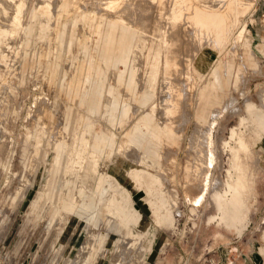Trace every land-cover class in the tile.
I'll return each instance as SVG.
<instances>
[{
    "label": "rangeland",
    "instance_id": "374dc122",
    "mask_svg": "<svg viewBox=\"0 0 264 264\" xmlns=\"http://www.w3.org/2000/svg\"><path fill=\"white\" fill-rule=\"evenodd\" d=\"M0 1L1 255L13 264H264V0L215 2L211 11L224 13L225 28L205 42L171 20L180 0H127L129 12H122L128 20L140 28L146 16L138 42L146 46L144 53L136 49L139 66L129 55L126 61L137 86L150 96L137 99L144 107L130 98L127 120L113 130L100 115L102 104L90 111L84 101L101 81L104 102L115 70L124 68L122 25L103 0H77L69 12L57 11L59 0ZM19 1L23 6L16 10ZM42 4L47 15L37 10ZM87 11H93L92 20ZM104 42L117 47L114 56L99 49ZM97 50L114 64L104 75L94 70ZM172 61L178 76L170 75V81L182 78L175 127L161 111L168 98L162 75L175 70ZM150 64L162 73L154 83L143 74ZM152 98L156 113L150 114ZM102 124L107 126L94 133ZM92 138L109 144L104 154ZM200 139L202 176L193 167L194 142ZM145 155L154 167L142 161ZM133 168L149 169L158 180L152 177L146 188L134 178V185L127 176ZM240 190H245L240 219L232 225L222 219L217 202L230 209Z\"/></svg>",
    "mask_w": 264,
    "mask_h": 264
},
{
    "label": "bare ground",
    "instance_id": "6f19581e",
    "mask_svg": "<svg viewBox=\"0 0 264 264\" xmlns=\"http://www.w3.org/2000/svg\"><path fill=\"white\" fill-rule=\"evenodd\" d=\"M5 1V0H4ZM46 1H49V0H46ZM80 1V0H79ZM127 0H103V1H101V5L105 8V10L106 11H108L109 13H110V15L113 17V21L114 22H117V23H119V25L121 24L122 25V29H123V33H122V44H121V47H122V52H121V59H120V61H121V64H123V66H124V68L122 69V73H124L125 72V67H126V63H127V61H126V59H127V57H128V55L131 57V64H133V66H137L138 65V63L136 62V60H137V58H138V54L140 53H138L137 51H136V49H139V51H141V52H143L144 53V48H145V43L143 44V46L142 45H139L138 44V42L140 41V37H139V35H140V29L143 27V25H144V19L146 18V14L144 15L145 16V18H143V19H141V20H143L142 21V23H143V25H142V23H141V25H142V27H140L139 28V26L138 25H140V24H137V23H135L134 21L135 20H133V21H130V20H128L126 17L129 15H126V13H125V11H128V8L129 7H127L126 8V5L128 6L129 4L126 2ZM157 1V0H156ZM161 1V0H160ZM163 1V0H162ZM161 1V2H162ZM165 1H167V0H165ZM187 0H180V4H179V2H176V4L175 5H173V7H172V9L174 8V10H173V12L171 13V20L172 21H181V22H183V26H181L180 24V26L182 27V29H181V31L183 30V28H184V30H186V31H188L186 28H190V33H188L187 32V36H190V37H192L193 39H203L204 40V42H205V40L207 41L208 40V37H210V35L213 33V32H215L216 30H218L219 28H221L222 30H223V28H225V22H224V19H225V16H224V13H222V14H219V13H217V12H212L211 11V5H213L214 4V6L216 5V3L217 2H219L220 1V3H223L224 4V2H226V1H228L227 3H228V5L229 4H231V3H233V2H235V1H237V0H210V1H207V0H190V2L192 1V3H190V4H188V2H186ZM239 1V0H238ZM237 1V2H238ZM250 1V4H252V1L253 0H249ZM1 2V1H0ZM9 2V1H8ZM16 2V1H15ZM45 2V1H44ZM95 2V1H94ZM130 2V1H129ZM140 2V1H139ZM138 2V3H139ZM142 2V1H141ZM206 2V3H205ZM216 2V3H215ZM236 2V3H237ZM38 3V2H37ZM92 3V2H91ZM127 3V4H126ZM136 3V2H135ZM134 3V4H135ZM164 3H166V2H164ZM246 3V2H245ZM10 4V3H9ZM13 4V3H12ZM76 4H79V3H77V0H71L70 2H69V0H59V5H60V7L58 8V12H60V11H65V12H69L70 10H72V7H74ZM126 4V5H125ZM160 4V3H159ZM244 4V3H243ZM35 5H37V4H35ZM94 5V4H93ZM95 5H96V2H95ZM140 5V4H139ZM146 5V4H145ZM149 5V4H148ZM164 5L165 4H163V8H165L166 9V7H164ZM241 5V4H240ZM7 6V8H9L8 7V5H6ZM22 6H23V3L21 2V1H19V2H17L16 3V5H15V9L16 10H19V9H21L22 8ZM28 6V5H27ZM135 6H136V4H135ZM166 6V5H165ZM218 6V5H217ZM216 6V7H217ZM37 7V6H36ZM83 7V6H82ZM131 7V6H130ZM140 7V6H139ZM145 7V6H144ZM162 7V6H161ZM218 7H220V6H218ZM28 8V7H27ZM86 8H88V7H86ZM126 8V10L124 11V12H122V10L123 9H125ZM146 8H148V7H146ZM150 8H152V7H150ZM163 8H161L162 10H163ZM13 9V8H12ZM133 9V8H132ZM142 9V8H141ZM144 9V8H143ZM149 9V8H148ZM30 10H31V8H30ZM29 10V11H30ZM39 12H41V13H43V14H48L49 13V11L46 9V7H45V5L44 4H42V6L40 7V8H38L37 9ZM87 10V9H86ZM93 10V9H92ZM138 10H140V8L138 9ZM146 10V9H145ZM150 10V9H149ZM158 10V9H157ZM32 11V10H31ZM94 11V10H93ZM93 11H87L88 13H87V15H88V17L92 20L93 19V17H92V12ZM137 11V10H136ZM148 11V10H147ZM151 11V10H150ZM155 11V10H154ZM168 11H170V10H168ZM129 12V11H128ZM127 12V13H128ZM152 12V11H151ZM162 12V11H161ZM163 12H165V11H163ZM220 12V11H219ZM122 13H124V15H126V16H124ZM147 13V12H146ZM158 13H160V12H158ZM166 13V12H165ZM11 14V13H10ZM29 14H30V12H29ZM34 14V13H33ZM136 14V13H135ZM149 14V13H148ZM147 14V15H148ZM161 14H163V13H161ZM167 14V13H166ZM107 15V14H106ZM134 15V14H133ZM168 15V14H167ZM232 15V14H231ZM29 16V15H28ZM136 16V15H135ZM31 17V16H30ZM129 17H130V15H129ZM128 17V18H129ZM148 17V16H147ZM161 18H162V15L160 16ZM10 18V17H9ZM135 18V17H134ZM138 18V17H137ZM141 18V17H140ZM139 18V19H140ZM164 18V17H163ZM130 19V18H129ZM147 19H149V18H147ZM168 19V18H167ZM11 21H12V24H14V25H17L18 24V21H19V16L18 15H16V16H14V17H12V19H11ZM153 21V20H152ZM167 21V20H166ZM168 21H170V17H169V19H168ZM176 21V22H177ZM141 22V21H140ZM165 22V21H164ZM149 23V22H148ZM169 23V22H168ZM171 23V22H170ZM175 23V22H174ZM3 24V23H2ZM7 24V23H6ZM46 24V23H45ZM177 24H178V22H177ZM151 25V24H150ZM158 25V24H157ZM168 25H172V24H168ZM174 25V24H173ZM173 25H172V27H173ZM176 25V24H175ZM147 25H145V27H146ZM180 26H179V28H177L178 26H174L173 27V29L174 28H177V29H180ZM120 27V26H119ZM149 28V27H148ZM160 28V27H159ZM169 28V27H168ZM169 29H172V28H169ZM172 29V32H174L175 33V31L177 30H173ZM141 31H142V29H141ZM144 31H147V29L146 30H144ZM158 31H160V29L158 30ZM149 32V31H148ZM171 32V33H172ZM155 33H157L156 31H155ZM154 33V35H156L157 36V34H155ZM166 33H168V32H166ZM170 33V34H171ZM178 33V32H177ZM184 34H185V32H183ZM221 33H224V32H221ZM148 34H153V33H148ZM170 34L168 35V36H170ZM173 34V33H172ZM176 34V33H175ZM180 34V33H179ZM159 35V34H158ZM163 35V34H162ZM174 35V34H173ZM180 35H183V34H180ZM180 35H179V37H180ZM177 37H178V35H176ZM175 36V37H176ZM186 36V37H187ZM166 37V36H165ZM174 37V38H175ZM176 37V38H177ZM182 37L183 36H181L180 38L182 39ZM142 38V37H141ZM169 38H171V36L170 37H168V38H166L167 40L169 39ZM173 38V37H172ZM190 39L191 41L193 40V39ZM108 39V42H110L109 41V38H107ZM179 39V38H178ZM180 39V40H181ZM188 39V38H187ZM213 39V38H212ZM185 40H186V38H185ZM183 41H184V37H183ZM188 41V40H187ZM187 41H185V42H187ZM210 41V40H209ZM180 42V41H179ZM185 42H182V43H185ZM189 42V41H188ZM193 42L195 43L196 41H194L193 40ZM192 42V43H193ZM203 42V41H202ZM203 42V43H204ZM148 43V42H147ZM155 43V42H154ZM181 43V42H180ZM179 43V44H180ZM198 43V42H197ZM202 43V44H203ZM210 43V42H209ZM211 43H212V41H211ZM178 44V43H177ZM179 44L177 45V46H179ZM214 44V43H213ZM165 45V44H164ZM168 45V44H167ZM176 45V44H175ZM181 45V44H180ZM185 45H187V43H185ZM196 45V44H195ZM194 45V46H195ZM212 45V44H211ZM170 46V45H169ZM182 46H184L183 44H182ZM182 46H181V48H182ZM192 46H193V44H192ZM191 46V47H192ZM193 46V47H194ZM198 46V45H197ZM214 46H215V44H214ZM213 46V47H214ZM216 46H218V45H216ZM164 47V46H163ZM171 47V46H170ZM184 47H187V46H184ZM192 47V48H193ZM196 47V46H195ZM194 47V49L193 50H195V49H197V48H195ZM167 48H168V46H167ZM188 48H190V46L188 47ZM188 48H183L184 50L186 49V51L188 52ZM191 48V49H192ZM172 49V48H171ZM146 50V49H145ZM175 50V49H174ZM178 51H181V50H179V47H178ZM183 51V50H182ZM195 51H197V50H195ZM184 52V51H183ZM190 52H191V50L189 51V55H191L190 54ZM193 52V51H192ZM151 53V52H150ZM177 53V52H176ZM186 55H187V53L186 52H184ZM183 53V54H184ZM182 54V53H181ZM184 54V55H185ZM188 55V56H189ZM192 56V55H191ZM191 56H190V58H191ZM150 57V56H149ZM178 58H179V56H177ZM186 58H187V56H185ZM185 57H184V60L183 61H185ZM145 58V57H144ZM192 59V58H191ZM180 61V60H179ZM179 61H177L178 63H179ZM202 61V60H201ZM186 62V61H185ZM184 62V63H185ZM202 62H204V61H202ZM143 62H141V64H142ZM187 63V62H186ZM170 65H172V67L173 68H175V70L171 73H168L166 70H164V72H165V74L164 75H162V76H167V77H164V86H163V88H165L166 90H167V93H168V98H164L165 100H164V103H165V105H167V106H165L161 111H163V114L165 113V115H167V116H170V120H169V123L171 124L170 126L171 127H175V125H173V124H175L176 122V120H173L177 115L176 114H178V113H176V111H175V109H176V107H177V105H181V100L179 101V99H178V83H177V79H179V78H174V77H172V79L171 80H173L174 79V82L175 83H172L171 81H170V75L171 76H178V72H177V75H175V73H176V71H177V63L176 62H174V61H172L171 63H169ZM181 64V63H180ZM190 64H191V62H190ZM163 65V68L165 67V65L164 64H162ZM185 65H187V64H185ZM184 64H182V66L181 67H183V66H185ZM139 66V65H138ZM144 66V65H143ZM142 67V66H141ZM159 65H154V64H150L149 66H148V69H145V73H143L144 71H142V73L144 74V76H153V79H151V83H154V81H155V78L157 77V76H160L162 73H160V71H159ZM142 68H144V67H142ZM147 68V67H146ZM186 69V68H185ZM141 70V69H140ZM143 70V69H142ZM168 70H170V69H168ZM181 70H182V68H181ZM187 70V69H186ZM189 71V70H188ZM183 72V71H182ZM187 72V71H186ZM141 73V74H142ZM188 73V72H187ZM190 73V72H189ZM119 74H121V72L119 73ZM160 74V75H159ZM181 74H183V73H181ZM114 76H116V75H114ZM139 76V75H138ZM169 76V77H168ZM188 76H189V74H188ZM141 76H139V78H140ZM186 77V76H185ZM187 78V77H186ZM142 79H144V78H142ZM182 78H180L179 80H181ZM189 80H191L190 78H188ZM158 80H159V78H158ZM178 80V81H179ZM187 80V79H186ZM139 81V80H138ZM144 81H145V79H144ZM183 81V80H182ZM185 81V80H184ZM185 82H188V80L187 81H185ZM184 82V83H185ZM190 82V81H189ZM188 82V83H189ZM138 83H140V82H138ZM142 83H144V82H142ZM162 83V82H161ZM166 83V84H165ZM179 83H180V81H179ZM183 82H181V84H182ZM180 84V85H181ZM158 85V87H159V84H157ZM140 86H142V84L140 85ZM185 86V85H184ZM141 88V87H140ZM144 88V87H143ZM180 88V87H179ZM182 88V87H181ZM145 89V88H144ZM184 89V87L182 88V90ZM161 90V89H160ZM179 90H181V89H179ZM181 90V91H182ZM185 90V89H184ZM156 91H158L157 89H156ZM161 92V91H160ZM185 92V91H184ZM136 93H137V91H136ZM185 93H187V92H185ZM179 94H180V92H179ZM182 94V93H181ZM184 94V93H183ZM151 95H152V97L153 96H155V91L154 90H152L151 91ZM189 95V94H188ZM166 95L164 94V97H165ZM183 97V96H182ZM188 98V97H187ZM142 100V99H141ZM177 100L180 102V104H177ZM184 100V99H183ZM178 102V103H179ZM183 102V101H182ZM163 103V104H164ZM167 103V104H166ZM140 104H142V102H140ZM186 104V103H185ZM182 106H184V105H182ZM250 106V104H248V107ZM146 109V108H145ZM185 109V108H184ZM176 110H178V109H176ZM182 110V109H181ZM187 110V109H186ZM149 112H150V114L151 113H154L156 110H155V101H153V98L151 99V101H150V105H149V110H148ZM161 111H160V113H161ZM183 111V110H182ZM178 112V111H177ZM179 112H180V110H179ZM186 112H188V111H186ZM156 113V112H155ZM176 113V114H175ZM188 114V113H187ZM158 115V114H157ZM162 115V114H161ZM186 115V114H185ZM145 117L148 119V117H149V115L148 114H146L145 115ZM181 117V120H182V117L183 116H180ZM186 117V116H185ZM184 117V118H185ZM161 118H163V116L161 117ZM160 119V118H159ZM176 119V118H175ZM186 119V118H185ZM256 119V118H255ZM167 119H165V121H166ZM177 120H178V118H177ZM162 121V120H161ZM183 121H185V120H183ZM168 122V121H167ZM174 122V123H173ZM166 124H168V123H166ZM169 126V125H168ZM178 131V130H177ZM207 133H205V135H206ZM198 136V135H197ZM193 138H195L194 136H193ZM202 138H204V137H202ZM202 140H204L205 141V139H202ZM203 141V142H204ZM195 144V146L193 147V153H194V156H195V159H194V169H195V171H196V173H197V175H201L202 173H203V170H202V168L200 167V161H201V157H200V152H201V149L199 148V145H200V143H201V139L200 140H197V141H195L194 142ZM130 142H128V143H126L125 144V146H126V148L127 147H129L130 146ZM202 144V143H201ZM197 145V146H196ZM205 146V145H204ZM244 145H243V143H242V145H241V147H243ZM203 146H201V148H202ZM207 147V146H206ZM204 151V150H203ZM202 151V152H203ZM206 152V151H205ZM207 152H208V150H207ZM206 152V153H207ZM204 153V152H203ZM208 155V154H207ZM145 160H146V162L148 161V163L150 164V166L151 167H154L153 165H154V163H153V160L150 158V156H146L145 155ZM152 162V163H151ZM205 162H207V161H204V163ZM95 163V162H94ZM202 163V162H201ZM204 163H202V165L204 164ZM207 165H208V162L206 163ZM205 164V165H206ZM206 165V166H207ZM194 171V170H193ZM195 171H194V173H195ZM202 176V175H201ZM193 180V179H192ZM103 182V181H102ZM199 182V181H198ZM237 186H240V183H238L237 184ZM86 187V186H85ZM197 187H200V183L197 185ZM202 187V186H201ZM194 188V187H193ZM203 189V188H202ZM214 190V189H213ZM85 191V188L84 187H81L80 189H79V193H83ZM215 191V198L217 199V196H218V194L216 193V190H214ZM213 191V192H214ZM218 201V200H217ZM241 201V199H240V197L239 196H237V197H235V198H233L232 200H230V209H227V207L228 206H226V205H223V201H218L217 202V204H218V206H219V208H220V210H221V213H222V219L223 220H226L227 219V216L228 217H230L231 219V223H233V222H235V221H237L238 220V217H239V206H238V204L239 203H241L240 202ZM139 254V253H138ZM135 259V258H134ZM135 263V262H134ZM133 263V264H134Z\"/></svg>",
    "mask_w": 264,
    "mask_h": 264
},
{
    "label": "crops",
    "instance_id": "0c3cea01",
    "mask_svg": "<svg viewBox=\"0 0 264 264\" xmlns=\"http://www.w3.org/2000/svg\"><path fill=\"white\" fill-rule=\"evenodd\" d=\"M99 49L104 50L105 54H106V52L107 53L109 52V54L114 56V52L116 51L117 47L115 48L114 46H111V44L109 45L106 42H104L99 46ZM97 54H98V50H97ZM108 66H110L112 69H114L113 63L107 64L105 62L104 55L98 54V58L96 61V67L94 68L95 72L96 73L99 72L102 75H104ZM124 70H125L124 73H122V69L115 70L116 71V73H114V75H116V76H114L115 81L113 84H110L107 87V89H106L107 96H106V99L104 102H101V96H102V91H103V82H101V81L95 82L94 87L91 90L90 96L87 99H84V101L86 102L88 109L90 111L98 110V108H100V104H102L101 106H103L102 107V113L100 115L106 120V122L108 123V126L105 124H102L101 129L95 130L94 133H97L100 130H103L104 127H106V126L109 127L111 130H113L116 125L119 126L122 123H124L127 120L129 113L131 112V105L129 103L130 98L133 99L138 104V106H140V107H144V105L140 104L138 102V100H141L143 98L149 100V96H150V95H148L149 92L147 90L143 91L139 87V85L137 86L136 78H135V76H133L132 72L129 71V64L128 63H126V67ZM120 72H121V74H119ZM130 86L137 88L138 94L135 95L134 92L131 91ZM122 88H124V91H125V97H124L123 102H121V100H120V94H121L120 89H122ZM246 109H247L249 114L253 113V110L249 109L248 106ZM250 116L252 117L251 114H250ZM136 120L137 119H135L134 121H136ZM242 120L243 119H241V121ZM86 121H88V126H92L93 121L90 117H86ZM94 145L95 146L99 145V147H101V149L103 150V154H104V150H106L109 147L108 146L109 144H107V145H103L100 143L97 144L92 138V146H94ZM246 157H248V155ZM141 159L145 163H148V161L146 162L144 157H142ZM239 159H240V156H239ZM145 165H148V164H145ZM239 174H240V177H242V178H244V180H246L244 173H243V167L239 170ZM127 176L131 177V181L134 183V185L137 182V181H135V179H140L142 186H145L146 188L150 186V184H151L150 181H151L152 177H153L152 178L153 182L158 180L155 178V176H152L150 174L149 169H146V168L142 169V170H138V169L133 168V170L130 171L127 174ZM132 178L133 179L135 178V179L132 180ZM113 182H115V184H119V181H113ZM245 182H246V186L248 187L247 180ZM246 189L247 188H245V190ZM245 190H243V191H245ZM243 191L242 190L239 191L240 192L239 197L241 199V201H240L241 203L238 204V206H239L238 220L233 222V223H231V220L230 221L224 220V222H227V223L233 225L239 221L240 214H241L240 212H241V208L243 205V197H242Z\"/></svg>",
    "mask_w": 264,
    "mask_h": 264
},
{
    "label": "built area",
    "instance_id": "2783aa9c",
    "mask_svg": "<svg viewBox=\"0 0 264 264\" xmlns=\"http://www.w3.org/2000/svg\"><path fill=\"white\" fill-rule=\"evenodd\" d=\"M0 264H13V262L11 263L9 260H7V258L4 255L0 254ZM19 264H23V262Z\"/></svg>",
    "mask_w": 264,
    "mask_h": 264
}]
</instances>
